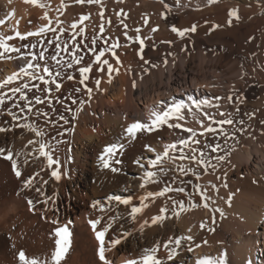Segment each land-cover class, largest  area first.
<instances>
[{
	"label": "bare ground",
	"instance_id": "bare-ground-1",
	"mask_svg": "<svg viewBox=\"0 0 264 264\" xmlns=\"http://www.w3.org/2000/svg\"><path fill=\"white\" fill-rule=\"evenodd\" d=\"M220 1L209 3V0H165L170 8L165 19L161 13L166 9L159 0H124L123 3L103 0L106 6L105 17H111L113 23L110 28L106 25L104 38L119 37L121 45L115 51L122 64H116L110 53L103 57L120 69L118 75L113 73L112 83L107 82L106 72H97L93 65L90 78L86 81L89 87L94 88L92 98L88 100L84 86L79 84L81 77L76 71V68L92 62L93 54L88 53L82 65L69 70L76 78H61L63 86L59 93H54L64 100V106L55 100V112L49 111L46 104L38 106L42 111H49L54 120H58L60 114L65 115L70 121L69 124L63 125V121H59L53 127L52 124L45 123L43 117L19 113L18 109H13L21 116L20 124L25 123L24 117L27 115L28 122L44 129L48 136H56L58 140L67 143H61L59 152L56 153L64 175L60 181L52 178L44 186L49 195L53 192L58 195L47 205H37L36 210L30 209L27 199H34L37 194L23 189V180L42 167L46 170L41 175L45 179L49 177L51 170L46 168L44 158H30L28 165L22 164V176L18 178L11 162L0 157V261L3 264H10L7 262L11 261L10 254L13 259L21 250L29 258L36 257L51 264L50 257L55 250V244L51 240L53 235L46 233L43 227L51 223L53 218H58L61 225L71 221L68 226L72 228L70 239L74 241L75 249L71 254L66 253L61 264H104L99 259V242L88 223L90 219L101 215L98 209L91 207L92 203L100 200L106 204L109 195L132 196L133 203H138L139 196L144 192L139 187L143 170L134 161L142 159L147 167V160L154 158V153L149 152L145 145H151L160 151L164 144L176 140L178 135H189L163 126L151 133H139L135 139H128L124 134L125 127L134 121H147L151 110L161 107V101L166 107L173 100L188 103L189 97L219 103V111L231 112L237 121L233 126H225L230 133H235V139L228 143L231 154L225 161L217 162L213 159L212 163L217 166L215 169L209 167L207 173L197 169L200 173L199 180L189 173L175 182L180 185L182 179L185 183L180 186L189 191H192L189 180L199 183L209 189L214 203L210 202L209 209L198 207L182 212L178 218L169 213V219L156 225L151 224V218L159 214V209L167 197L157 198L154 202L148 201L149 207L138 215L135 222L128 217L127 206L113 203L111 211L105 214V220L107 215H115L117 212L124 218L113 225V229L106 236V245L108 239L122 235L125 231L131 235L122 238L119 245L106 250V259L110 264H126L129 259L142 255L144 248L152 247L156 242H164L169 236L191 235L194 238L193 245L199 243L201 246L194 252H188L187 242H182L180 254L166 264H196L198 259L205 257L213 260L222 258L226 264H249V261L251 264H264V17H261L264 14V0ZM41 2L49 7L40 8L28 0H0V19L6 20V23L0 25V32L12 35L15 30L22 34L35 31L39 25L47 23L41 19L45 11H48L54 21L59 17L65 28L78 21L81 15L90 14L91 18L80 25H87L89 36L92 28L100 23L98 5L76 4L75 0ZM138 3H142V6H138ZM121 8L128 13L126 22L130 29L141 27V35L146 37L143 55L145 60L151 61L150 64H144L140 60L138 43L126 40L122 35L124 29L118 24L120 17L116 15ZM232 9H238L240 18H232L229 25V11ZM149 10L154 14L148 25L144 26L141 17L149 14ZM174 13L178 14L179 19L176 27L184 29L196 25L197 30L180 38L171 31L167 21ZM214 25L220 27L213 30ZM157 26L159 30L152 32L151 29ZM70 34L66 32L61 39H67ZM129 34L135 33L130 30ZM97 35L99 36L98 32ZM48 38L54 37L48 33ZM37 40V37H29L25 41L16 38L10 43L21 46ZM96 47L100 50L108 45L104 44V39H98ZM171 53L172 57H168ZM62 55L65 60L71 59L65 53ZM166 56L167 64L164 63ZM245 58L247 63H244ZM20 63L17 60H0V78L17 71ZM208 74L213 77L212 81ZM96 78L102 79L101 90L95 89ZM77 87L81 88V92L74 91ZM233 92L243 98V103H233L226 99ZM69 94L78 100L77 104H72L71 99H64ZM217 97L225 99L217 100ZM80 100L88 102L77 115L75 110L79 107ZM11 103L8 101L4 107H10ZM65 106H70L73 111H65ZM237 107L239 112L235 111ZM207 110L217 112L215 108ZM244 112L248 113V117H243ZM185 117L186 122L181 123H186L187 127L199 128L187 111ZM240 120L244 121L243 125L239 124ZM16 123L6 111L0 110V127L8 129L0 132V147L12 148L14 153L30 151V145L25 147L27 141L38 138L26 129L13 127ZM59 125H63V128ZM67 128H72L73 131L64 132L62 137L57 136L58 131ZM241 128L244 130L240 131ZM111 144L124 145L113 158V166L120 169L118 172L102 168L99 161L103 149ZM14 158L23 160V157ZM115 159H120L122 163L116 165ZM174 175H178V172L168 173L169 177ZM213 184L219 187L218 194L212 189ZM160 187L161 185L152 184L148 186V190L157 191ZM169 195L178 200L184 199L187 203L183 194ZM194 199L199 203L198 196ZM168 203L171 204L170 201ZM212 207H218L224 212L223 217L215 213V224L211 222ZM144 220L149 223L140 231V224ZM201 223L206 226L201 228ZM208 227L214 228V231H208ZM205 240L207 244L203 243ZM11 251L15 254L10 253ZM158 255L165 258V250L161 248ZM15 261L17 260L14 263Z\"/></svg>",
	"mask_w": 264,
	"mask_h": 264
},
{
	"label": "snow or ice",
	"instance_id": "snow-or-ice-1",
	"mask_svg": "<svg viewBox=\"0 0 264 264\" xmlns=\"http://www.w3.org/2000/svg\"><path fill=\"white\" fill-rule=\"evenodd\" d=\"M28 2L36 4L40 8L49 7L46 3L41 2V0H28ZM116 2L123 3L124 0H116ZM216 2L217 0H209V3ZM75 3H87L89 5L95 4L99 6L100 10L98 16L100 23L98 26L92 28L91 36L87 34V25H85V27H80V25L91 18L90 14L81 15L78 21L71 23L68 28H65L63 27L64 22L60 20L59 17H56L54 21L53 18L49 16L48 11H45L41 17V19L46 20L47 23L39 25L35 31H28L22 34L18 30H15L12 35H5L3 32H0V60L21 61L17 71L0 78V110L6 111L7 115L10 116L13 121H17L13 127L26 129L34 133L35 137L38 138L29 139L27 141L25 147L31 146V150L27 152L20 151L14 153L12 148L0 147V157L11 162L12 169L18 178L22 176L21 165H28L30 158H44V161H46V168L51 170L47 179L41 175V173L46 170L42 167L39 171L23 180V189L32 190L37 194L34 199H27V204L31 210H36L37 205L49 204V202L54 201L58 195L56 192L49 195L44 186L47 185L52 178H54L55 181H60L64 175L61 171V161L56 153L59 152V145L67 142L58 140L56 136H48V133L44 129L33 122H28L27 115L24 117L25 123L20 124L19 121L21 116L18 115L17 111H13V109H18L19 113L43 117L45 123L52 124L53 127H56L59 121H63V125H67L70 121L65 115L60 114L58 120H54L53 117L49 115V111H56L53 100L64 106V100L54 95V93H59L63 86L61 78H67L68 80L75 79L76 77L72 75L69 70L74 69L75 66L82 65L86 54H93L94 58L92 62L76 68V71H78L81 77V79H79V84L84 86L88 100H91L94 88L89 87L86 81L90 78L93 65L96 66L97 72H106L107 82L110 84L113 80V73L118 75L120 69L114 67L109 59L103 57L106 56V53H110L111 56L115 58L116 64H122L120 57L115 51L121 47L119 37H115L114 39L111 36L104 38L103 35L107 30L106 25L108 28L113 26L111 17H105L106 6L103 0H75ZM159 3L166 9L161 15L163 18L167 19V12L170 11V8L165 3V0H159ZM62 7H67V5H62ZM58 11L60 10L58 9ZM60 14L63 15V12L60 11ZM116 15L120 17L118 24L124 29L122 35L126 40L138 43L140 60L144 61V64H150L151 61L145 60L143 55L144 48L146 47V37L141 35V27L130 29L129 24L126 22L128 13L125 12L123 8L116 12ZM229 17L228 24L231 25L232 18H240L238 9L230 10ZM141 19L143 25L147 26L149 23L147 14H144ZM4 23H6V20L0 19V25ZM219 27L220 25H214L213 30ZM130 30L135 34L130 35ZM158 30V26L151 29L152 32ZM196 30V25L184 29L178 28L175 25L171 26V31L176 33L180 38H184L187 33H194ZM66 32L71 34L67 39H61ZM48 33H51L54 38H48ZM29 37H37L38 40L35 43H24L21 46L10 43L16 38H19L20 41H25ZM77 37H80V39H77ZM45 39H47L46 44ZM98 39H104V44L108 45V47H102L98 50L96 47ZM86 40L88 43H84ZM69 41H71V44H69ZM167 43L171 44L172 42L167 41ZM22 49L26 51H22ZM62 53L67 54L71 59L65 60ZM164 63L167 64V59L164 60ZM152 66L155 67L156 65ZM144 71H147V69H144ZM101 83V78L95 79L96 90H101ZM133 87H135V81H133ZM74 91L79 93L81 92V88L77 87ZM64 99H71L72 104L78 103V100L73 98L71 94ZM216 99L220 100L225 98L217 97ZM226 99L233 103H243V98L235 92L228 95ZM8 101L12 102L11 106L5 108L4 106ZM87 102L88 101L80 100L79 107L75 110V114L78 115ZM45 104L48 106L49 111H42L38 107L39 105ZM160 105L161 107L151 110L147 121L138 120L128 124L124 129L125 136L128 139H135L139 133H151L161 129L163 126H167V128L172 131L186 132L189 135L187 137L178 135L176 140L164 144L160 151H157V149L151 145H145V148L149 152L154 153V158L147 160V167L142 159L134 161V163L143 170V176L141 177L139 187L143 189L144 192L139 196L138 203H133L134 198L132 196L123 197L120 195H109L106 204L102 203L100 200H95L92 203L91 207L93 209H98L101 215L95 219H90L88 223L91 225L92 231L95 233V238L99 242V259L103 261L104 264H110V261H108L105 256L106 250L114 248L121 243L122 238L131 235L130 232L125 231L122 235L118 234L108 239L106 245V236L110 230L113 229V225L124 218L117 212L115 215H107V219L105 220V214L111 211L113 203L117 206H127L129 208L128 217L135 222L138 215L149 207L148 201L154 202L157 198L167 197L163 206L159 209V214L151 218L152 225L169 219V213H171V216L178 218L182 212L190 211L198 207L209 209L210 202L214 203L213 197L209 194V189L202 187L199 183H192V181L189 180L188 184H191L192 187V191H189L186 187L180 186L185 183L182 179H180V185H176L175 182L182 176H188L189 173L199 180L200 173L197 169H201L204 173H207L209 167L215 169L217 166L212 163L213 159L217 162L225 161L231 154V148L228 147V143L230 140L235 139V133H230L225 126H233L237 121L233 118L231 112L219 111L220 104L212 103L209 100H198L189 97L188 103L184 101L175 102L173 100V102L166 107L163 101L160 102ZM212 108L217 109V112L213 113L207 110ZM65 111L72 112L73 109L70 106H65ZM185 111H187L191 118L199 125V128L187 127L186 123H181V121L186 122ZM235 111L239 112V107H237ZM239 124L243 125L244 121L240 120ZM63 125H59L60 128H63ZM243 130V128L240 129V131ZM6 131H8L7 128L0 127V132ZM72 131V128H67L63 131H58L57 136L62 137L64 132ZM46 136H48V139H45ZM123 147V144H111L106 146L99 156L102 168L110 169L113 172L120 171L119 168L113 166V158L118 155ZM205 149L208 151L206 152ZM221 152L225 154L220 155L219 153ZM14 156L23 157V160L19 161L17 158H14ZM114 163L119 165L122 161L120 159H115ZM169 165H171V167H169ZM169 172H178V175L169 177ZM164 177L168 178L164 179ZM169 181H171V183H169ZM152 184L161 185V187L157 191L148 190V186ZM211 187L217 194L219 193V187H217V185L213 184ZM169 193L183 194L187 198V203L184 199L178 200L173 198ZM195 196L199 197V203L194 199ZM169 201L171 202L170 205L168 203ZM45 211H47V209H45ZM211 211L213 213L211 217L212 224L216 222L215 213H219L221 217L224 216L223 210L218 207H212ZM51 223L58 226L54 229V236L56 237L55 250L51 254L50 260L51 264H61L71 244V232L68 227L71 221L61 225L58 218H53ZM148 223V220H144L143 223L140 224V231H143ZM205 226V223H201L200 225L201 228ZM188 231L190 232L191 229ZM208 231H214V228L208 227ZM193 239L191 235L169 236L164 242H156L152 247L144 248L142 250V255L129 259L126 264H166L167 261L174 260V258L180 254L179 249L182 246V242H187L186 247L188 252H194L196 248H199L201 245L199 243L193 245ZM203 243L207 244V241L205 240ZM161 248L166 252L165 258H161L158 255ZM18 259L20 264H49L47 260H41L36 257L29 258L23 250L19 251ZM196 264H226V262L222 258L213 260L205 257L203 259H198ZM249 264H251V261H249Z\"/></svg>",
	"mask_w": 264,
	"mask_h": 264
},
{
	"label": "rangeland",
	"instance_id": "rangeland-1",
	"mask_svg": "<svg viewBox=\"0 0 264 264\" xmlns=\"http://www.w3.org/2000/svg\"><path fill=\"white\" fill-rule=\"evenodd\" d=\"M224 0H221L220 2H223ZM138 6H142V3H141V5H140V3H138ZM150 11V12H149ZM148 12H149V14H147L148 15V19L149 20H151L152 19V17H153V14H154V12L152 11V10H149ZM261 17H264V14H262L261 15ZM168 21V24L170 25V28H171V26L172 25H176V23L179 21V19H178V14H176V13H174L172 16H170L169 17V19L167 20ZM210 49V51H213L211 48H209ZM197 51V50H196ZM182 53H184V51L182 52ZM196 54H197V52H196ZM179 54L177 53L176 54V56H178ZM168 57H172V53L171 54H169V55H167ZM167 56L165 57V59H167ZM248 62V60L245 58V60H244V63H247ZM228 73L226 72V75H227ZM208 78L212 81V79H213V77L211 76V74H208ZM185 100H187V98L185 97ZM245 114V115H244ZM244 114H243V117L244 118H246V117H248V113H246V112H244ZM247 115V116H246ZM17 196V195H16ZM55 227H57L56 225H53L52 223H47L44 227H43V230L46 232V233H48V234H51V235H53V237H51V240H52V243L53 244H55V239H56V237L54 236V229H55ZM69 227V226H68ZM72 228L71 227H69V230H71ZM71 238V237H70ZM9 240V239H8ZM71 240V244H70V247H69V250H68V252H67V254H71L73 251H74V249L75 248H73L74 247V241L72 240V239H70ZM9 250V249H8ZM13 251H11L10 253H12ZM14 253V252H13ZM15 254V253H14ZM13 254V255H14ZM11 255V261H7V262H10V264H13L14 263V260L16 259L17 261H15V263L14 264H16V262H18L17 264H20L19 262V259H17V257H18V254H15L14 256H13V259H12V254H10ZM17 256V257H16ZM15 258V259H14ZM13 260V261H12ZM11 262H13V263H11ZM2 262L0 261V264H1ZM3 264V263H2ZM7 264V263H6Z\"/></svg>",
	"mask_w": 264,
	"mask_h": 264
}]
</instances>
